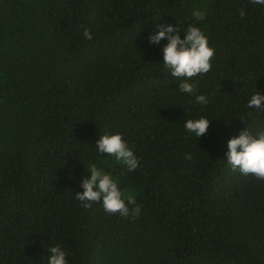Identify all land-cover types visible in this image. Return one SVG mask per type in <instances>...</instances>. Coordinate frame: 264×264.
Listing matches in <instances>:
<instances>
[{
  "label": "trees",
  "instance_id": "trees-1",
  "mask_svg": "<svg viewBox=\"0 0 264 264\" xmlns=\"http://www.w3.org/2000/svg\"><path fill=\"white\" fill-rule=\"evenodd\" d=\"M159 23L182 39L195 25L215 50L194 94L164 65L167 40L149 42ZM256 91L264 5L250 0H0V264H48L56 245L68 264H264V180L226 156L264 131ZM202 116L199 139L185 123ZM117 133L133 171L95 147ZM93 165L135 195L137 218L81 206Z\"/></svg>",
  "mask_w": 264,
  "mask_h": 264
},
{
  "label": "clouds",
  "instance_id": "clouds-1",
  "mask_svg": "<svg viewBox=\"0 0 264 264\" xmlns=\"http://www.w3.org/2000/svg\"><path fill=\"white\" fill-rule=\"evenodd\" d=\"M254 5H264V0H250ZM196 20H203L205 13L195 10L192 13ZM243 18L245 12L240 10ZM157 30L149 35L151 44H160L162 40H167L163 46V63L170 70V75L181 82L179 91L187 94H194L196 85L192 82L193 77L206 74L210 71L211 59L215 50L209 46V41L204 32L195 25H189L181 38V28L171 24H160L155 26ZM84 35L91 39L89 30H85ZM196 102L207 104L205 95H197ZM247 107L264 111V94L256 91L248 100ZM249 115H252L250 112ZM211 121L206 117L189 119L185 123V129L189 134H195L199 139L205 136L210 128ZM100 153L114 156L115 159L126 165L129 171L138 167V158L123 140L122 135L102 134L96 146ZM229 151L226 153L227 162L233 170H239L243 175H254L264 180V131H259L253 135L248 128L243 130L238 137H233L228 141ZM191 159V155H188ZM91 173L90 178L82 181L83 192H76V199L81 202L84 208H91L92 203L101 202L106 212L111 214L119 213L123 217L137 218L141 211V206L137 205L135 195L123 193L116 180L111 174L103 169H98L95 165L88 168ZM48 264H68L67 253L56 245L49 248Z\"/></svg>",
  "mask_w": 264,
  "mask_h": 264
}]
</instances>
